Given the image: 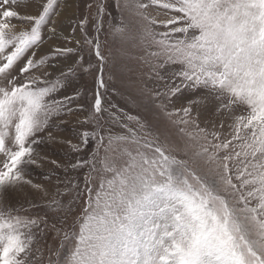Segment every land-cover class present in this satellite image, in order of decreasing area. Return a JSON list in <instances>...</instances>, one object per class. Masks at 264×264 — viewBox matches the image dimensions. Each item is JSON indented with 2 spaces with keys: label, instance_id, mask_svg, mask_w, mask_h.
<instances>
[{
  "label": "snow or ice",
  "instance_id": "obj_1",
  "mask_svg": "<svg viewBox=\"0 0 264 264\" xmlns=\"http://www.w3.org/2000/svg\"><path fill=\"white\" fill-rule=\"evenodd\" d=\"M0 264H264V0H0Z\"/></svg>",
  "mask_w": 264,
  "mask_h": 264
},
{
  "label": "rangeland",
  "instance_id": "obj_2",
  "mask_svg": "<svg viewBox=\"0 0 264 264\" xmlns=\"http://www.w3.org/2000/svg\"><path fill=\"white\" fill-rule=\"evenodd\" d=\"M67 26V25H65ZM83 82L87 84L89 88L92 86V80L91 77H84ZM112 85H115L118 89H120L123 93V95H114L112 96L113 103H116L120 108L124 110V112L128 115L136 116L138 115L137 106L135 103L132 102L131 97L128 95V92L131 90L130 81L127 78V74H125L123 77H118L110 82V88ZM47 154L50 159H59L61 155V150L57 147H50L47 150ZM53 166L46 164L44 168L37 169L36 172L33 173V179L36 183H44L45 187L50 188L53 192L55 191V188L52 187L55 185L56 181L53 179L50 183L46 180V176L42 175L41 173H48L50 169H52ZM73 175H76L73 173ZM61 190H63V185H61ZM63 199V197H60ZM37 203H42V200L40 199V196H37ZM64 203H68L66 199H64ZM49 242H51V237H49Z\"/></svg>",
  "mask_w": 264,
  "mask_h": 264
}]
</instances>
